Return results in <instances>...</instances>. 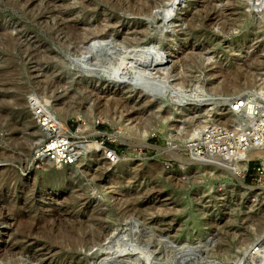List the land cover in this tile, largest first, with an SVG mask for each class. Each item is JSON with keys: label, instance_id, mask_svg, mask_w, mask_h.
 Masks as SVG:
<instances>
[{"label": "rangeland", "instance_id": "rangeland-1", "mask_svg": "<svg viewBox=\"0 0 264 264\" xmlns=\"http://www.w3.org/2000/svg\"><path fill=\"white\" fill-rule=\"evenodd\" d=\"M263 132L264 0H0V264H264Z\"/></svg>", "mask_w": 264, "mask_h": 264}, {"label": "built area", "instance_id": "built-area-1", "mask_svg": "<svg viewBox=\"0 0 264 264\" xmlns=\"http://www.w3.org/2000/svg\"><path fill=\"white\" fill-rule=\"evenodd\" d=\"M42 122L46 123V121ZM50 130H56V134L51 135L48 141L42 144L39 151L36 152V156L48 155L51 159L63 164L74 162L76 157H78L80 154L76 145L73 144L74 141L70 140L69 135H64L61 132H58L57 127ZM55 142L60 143H58L56 146H53ZM102 146L104 147L103 153L105 158H107L108 161H115L117 158V151L114 148L107 147L106 145Z\"/></svg>", "mask_w": 264, "mask_h": 264}, {"label": "bare ground", "instance_id": "bare-ground-1", "mask_svg": "<svg viewBox=\"0 0 264 264\" xmlns=\"http://www.w3.org/2000/svg\"><path fill=\"white\" fill-rule=\"evenodd\" d=\"M94 45H92V47H93ZM243 100H240L239 101V103L238 104H242L241 102H242ZM242 106V105H241ZM240 106V107H241ZM233 108H236V110H238V108H239V105H237V104H235L234 105V107ZM49 116V115H48ZM49 118V121H51V117H48ZM48 118H46L45 117V120L47 119L48 120ZM43 124L45 123V122H42ZM44 125H46V126H44ZM43 126H44V130H46L48 133H49V135H50V129H55V126H52V123L50 122H47L46 121V123L44 124ZM59 132V131H58ZM62 133V132H61ZM264 133V132H263ZM62 134H64V135H67L65 132L64 133H62ZM148 134V132H144V137L146 136ZM48 135V136H49ZM51 136V135H50ZM259 136L261 137L262 136V138L264 139V134L262 135V134H259ZM115 138L116 139H118V140H120V141H125V137H122V136H115ZM48 141V140H47ZM57 141V140H56ZM260 141V140H259ZM60 143V142H59ZM213 143H215V144H212V149H210V151L211 150H213L214 152L213 153H215V154H218V153H220V152H222L223 150L224 151H227V150H225V149H227V147H229L230 145H223V144H221V141L219 140V141H215V142H213ZM260 143H263V142H261L260 141ZM74 144V143H73ZM57 145V142L56 143H54L53 144V146H56ZM77 145V144H76ZM244 146H246V145H244ZM77 147V146H76ZM208 149V148H207ZM39 151V150H38ZM257 151V150H256ZM261 151V150H260ZM258 152H259V150H258ZM261 152H259V154H260ZM258 154V153H257ZM258 154V155H259ZM246 158H245V163L242 165V168H246V165H247V162H248V160L251 158V157H253V156H256L255 155V152H250V153H247V154H245L244 155ZM244 159V158H243Z\"/></svg>", "mask_w": 264, "mask_h": 264}]
</instances>
